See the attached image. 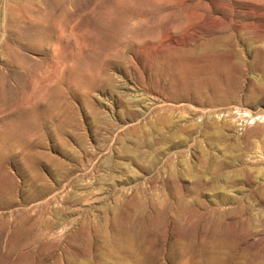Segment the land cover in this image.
<instances>
[{"label":"rangeland","instance_id":"1","mask_svg":"<svg viewBox=\"0 0 264 264\" xmlns=\"http://www.w3.org/2000/svg\"><path fill=\"white\" fill-rule=\"evenodd\" d=\"M97 263L264 264V0H0V264Z\"/></svg>","mask_w":264,"mask_h":264},{"label":"bare ground","instance_id":"2","mask_svg":"<svg viewBox=\"0 0 264 264\" xmlns=\"http://www.w3.org/2000/svg\"><path fill=\"white\" fill-rule=\"evenodd\" d=\"M258 54L260 55L261 52L258 51ZM164 74L166 75V79L163 80L162 83H160V81L156 82V81L151 80V81H149L148 84L151 87H153V89L160 90L163 95L165 94V96L170 98L171 100L177 101L181 98L190 99L193 97L195 100H197L198 96H196V94H199V96H201V89L202 88L197 86L195 83H193L189 80H184L180 75L176 74V72H172L170 70H167V72H165ZM199 99H200V101H202L201 97H199ZM119 102H120V105H123V102H121V101H119ZM126 115L129 117H132V116H134V113L131 109H129L126 111ZM92 122H93V124L91 125V129L93 130V132H97L99 130L97 120L92 119ZM60 129L64 131L65 125H61ZM130 134H131V132L128 133V135H130ZM75 138H76V136H75ZM78 144H79V147L82 148V146H81L82 142L79 139H78ZM140 144L141 143H138V146ZM63 155L69 161L70 160H73V161L76 160V159H74L73 153L71 154L69 150H65L63 152ZM58 168H64L62 162L58 165ZM72 173H73L72 168H68V170L65 171V176L67 177L68 175H70ZM33 178H34L33 186H38V185H36L35 181L37 179L39 180L40 176L35 175ZM47 190L48 189H47L46 183H43V187L40 188L39 192H45ZM37 192H38V190H37ZM135 252L138 253L137 250H135ZM97 264H99V263H97Z\"/></svg>","mask_w":264,"mask_h":264}]
</instances>
